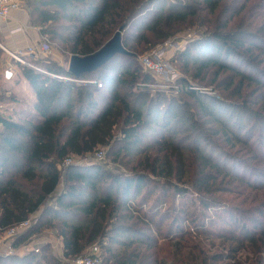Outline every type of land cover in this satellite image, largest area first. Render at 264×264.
Returning a JSON list of instances; mask_svg holds the SVG:
<instances>
[{
	"label": "trees",
	"instance_id": "16d2710c",
	"mask_svg": "<svg viewBox=\"0 0 264 264\" xmlns=\"http://www.w3.org/2000/svg\"><path fill=\"white\" fill-rule=\"evenodd\" d=\"M25 7L67 60L118 30L127 53L76 78L67 63L23 64L0 47V235L37 215L0 264H66L93 244L101 264H264V0ZM194 24L205 33L171 60L181 71L176 93L152 90L137 57ZM101 147L117 168L72 160L61 170ZM49 229L62 259L51 243L27 248Z\"/></svg>",
	"mask_w": 264,
	"mask_h": 264
},
{
	"label": "built area",
	"instance_id": "2783aa9c",
	"mask_svg": "<svg viewBox=\"0 0 264 264\" xmlns=\"http://www.w3.org/2000/svg\"><path fill=\"white\" fill-rule=\"evenodd\" d=\"M19 7V4L17 2L11 1V0H0V18H6L9 16L10 12L12 10H15ZM188 41H191V35L187 36ZM187 42V41H186ZM185 42V43H186ZM176 46L171 44L169 40H166L163 44L158 45L157 47H154L150 49L147 53L142 55L139 58V64L143 68V70L147 73H149L152 77L158 79V80H171V81H177L180 77V74H178L171 66L170 60L166 54V52L169 49L176 50ZM48 46L43 45L41 46L40 50L33 55L36 56L38 53L46 54L48 52ZM29 53H33L32 48H28ZM12 57L23 64H26V62L22 59V55L20 52H16L12 55ZM190 84L198 91L208 93V90H204L203 88H199L196 85H194L192 82ZM150 86V85H148ZM160 87V86H157ZM168 88L170 89H177L175 88V85H170ZM1 108V105H0ZM104 159V153L101 150H98L94 154V160L95 161H102ZM72 159L66 158L63 162V167L68 166L71 164ZM31 225V220H26L24 222H21L17 224L16 226H13L9 229H7L5 232H3L1 238H0V245L2 244V248H4L5 252L3 254L10 255L14 253V249L11 247V242L25 229H27ZM100 248L97 246V244H93L86 248V250L79 256L68 260L66 264H101L100 259ZM35 251H38L36 249Z\"/></svg>",
	"mask_w": 264,
	"mask_h": 264
},
{
	"label": "rangeland",
	"instance_id": "374dc122",
	"mask_svg": "<svg viewBox=\"0 0 264 264\" xmlns=\"http://www.w3.org/2000/svg\"><path fill=\"white\" fill-rule=\"evenodd\" d=\"M26 1V0H25ZM205 33V27L204 26H200L198 24H194L193 26H190V27H187L186 29H183V30H180L178 32H176L175 34L171 35L170 37H168L166 40H169L171 42V44H173L174 46H176V50H172V49H169L166 54L170 60V63H171V66L172 68L178 73V74H181V71L178 69V67L176 66L175 63H172L171 60L174 56L175 53L177 52H180L181 50H183V48H185V46L191 42V41H194V40H197L199 39L203 34ZM188 35H191V41H188V38L187 36ZM165 40V41H166ZM43 44H44V40H42ZM164 41V42H165ZM187 41V42H186ZM164 42L160 43V44H163ZM186 42V43H185ZM158 44V45H160ZM158 45H155L151 48H148L147 50L141 52V54L137 57V61H138V64H139V58L144 55L145 53H147L150 49L154 48V47H157ZM43 46V45H42ZM45 46V44H44ZM3 50L5 51V53L9 56V59L11 60H15L12 55L15 54L14 52H11L7 49H4V47H2ZM48 52L46 54H42V53H38L36 55V58H44V57H50V58H54L55 60H57L59 62V64H62V65H66L67 63V58L65 56L64 53H62L61 49L57 46V44L55 43H50V46L48 47ZM23 59V57H22ZM16 61V60H15ZM140 65V64H139ZM143 69V68H142ZM8 71L10 72L9 74V79L12 78L13 76V71L11 69H7L5 70V72ZM5 72L3 73L5 75ZM153 80H154V83H152L149 87L152 89V90H164V92L167 94V95H171L172 93H176L174 90L175 89H170L168 88L170 85H175V88H178L176 85H178L177 81H171V80H158L154 77H152ZM8 79V80H9ZM194 85H197L200 86L199 88H203L204 90H208L207 92H210V95H215V93H217L214 89H213V86H209V85H206V84H199V83H195L194 81L192 82ZM157 86H160V87H157ZM98 150H101L103 151L104 153V159L102 161H95L94 160V154L98 151ZM97 151H94L93 154L91 155H88L84 158H79V157H74V156H70L72 160H76V161H84V162H89V161H93V162H97V163H100V164H107L108 166H110L111 168H117V166H115L114 164H112L108 158H106V151H107V147H101V148H98ZM61 167V170H63V165L61 164L60 165ZM34 218H37V215L35 216H31L30 219L31 220H34ZM3 234V233H2ZM2 234L0 235V238L2 236ZM53 237V238H52ZM54 238H57L56 237V233L51 229L49 230H44V231H41L39 233H36L32 236V240L31 242L28 244L27 248L28 249H32V248H36L38 247L39 244H43V243H51V241H54ZM27 248H21L22 250L20 251H24L26 252ZM3 252H5L4 248H1L0 246V253L2 254ZM17 252H19V250H17ZM100 252V250H99ZM248 255V252L246 250H242L240 252V257L241 258H245L246 256Z\"/></svg>",
	"mask_w": 264,
	"mask_h": 264
},
{
	"label": "crops",
	"instance_id": "0c3cea01",
	"mask_svg": "<svg viewBox=\"0 0 264 264\" xmlns=\"http://www.w3.org/2000/svg\"><path fill=\"white\" fill-rule=\"evenodd\" d=\"M11 1L17 2L19 7L12 10L8 17L3 19L0 18V47H4V49L14 53L20 52L23 58L33 56L36 51L38 52L41 46L44 45L42 43V36L40 35L39 29L31 25L30 17L25 7V0ZM28 48H32L33 53H29ZM9 74L10 72H5L6 79H9L11 76V74L10 76ZM18 89H26L24 81L19 80L17 90ZM61 190L62 184L58 186L57 192ZM51 244L53 245L56 255L62 259V244L60 239L58 237L54 238ZM0 246L2 248V244ZM20 250L17 254L22 255L24 251Z\"/></svg>",
	"mask_w": 264,
	"mask_h": 264
},
{
	"label": "water",
	"instance_id": "95a60500",
	"mask_svg": "<svg viewBox=\"0 0 264 264\" xmlns=\"http://www.w3.org/2000/svg\"><path fill=\"white\" fill-rule=\"evenodd\" d=\"M122 46L120 30L97 51L86 56L71 55L67 63V71L78 78L81 74L94 71L115 54H126Z\"/></svg>",
	"mask_w": 264,
	"mask_h": 264
}]
</instances>
